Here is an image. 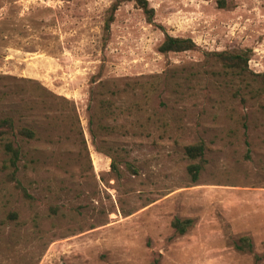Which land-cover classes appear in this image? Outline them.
Listing matches in <instances>:
<instances>
[{"label": "rangeland", "instance_id": "374dc122", "mask_svg": "<svg viewBox=\"0 0 264 264\" xmlns=\"http://www.w3.org/2000/svg\"><path fill=\"white\" fill-rule=\"evenodd\" d=\"M148 4L0 0V117L36 131L15 167L0 141V264H264L261 83L207 55L264 73V0Z\"/></svg>", "mask_w": 264, "mask_h": 264}, {"label": "trees", "instance_id": "16d2710c", "mask_svg": "<svg viewBox=\"0 0 264 264\" xmlns=\"http://www.w3.org/2000/svg\"><path fill=\"white\" fill-rule=\"evenodd\" d=\"M138 5L145 11L148 19L154 16V8H150L148 0H136ZM219 5L225 7V0H219ZM117 4L113 6V11L117 10ZM113 21V15L109 17L107 28L110 29V22ZM198 48L196 42L192 38H181L166 35L165 40L160 46V51L163 53L168 52H185L193 51ZM211 60H215L221 63L225 70H231L237 77H241L242 80L247 81L250 76L253 80L261 83V87L258 92L260 95H264V73L255 74L249 68V55L247 52H208ZM208 58V60H210ZM36 137V131L33 128L26 126H19L15 123L11 116L0 117V141L5 152L9 155L10 166H17L21 149L18 145L17 138L21 139H34ZM206 145L200 141L197 143L189 144L185 146V154L192 161L188 166V171L193 181H198L200 173L204 167ZM115 167V163H113ZM192 224L191 219H185L184 221L176 218L173 221V225L177 230L184 234L187 227ZM235 247L241 251H253V243L250 237L242 236L235 243Z\"/></svg>", "mask_w": 264, "mask_h": 264}]
</instances>
